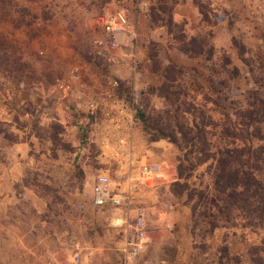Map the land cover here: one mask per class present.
I'll use <instances>...</instances> for the list:
<instances>
[{
    "label": "rangeland",
    "instance_id": "1",
    "mask_svg": "<svg viewBox=\"0 0 264 264\" xmlns=\"http://www.w3.org/2000/svg\"><path fill=\"white\" fill-rule=\"evenodd\" d=\"M120 12L130 26L106 53L101 17ZM110 78L146 116L134 152L163 168L140 188L162 227L140 255L264 264V197L226 207L214 183L236 150L264 186V0H0V239L10 228L30 255H126L92 195L119 168L86 108Z\"/></svg>",
    "mask_w": 264,
    "mask_h": 264
},
{
    "label": "built area",
    "instance_id": "2",
    "mask_svg": "<svg viewBox=\"0 0 264 264\" xmlns=\"http://www.w3.org/2000/svg\"><path fill=\"white\" fill-rule=\"evenodd\" d=\"M104 36L100 41L106 53L120 48V38L130 23L124 13L101 17ZM110 56L109 60H116ZM137 67V63H135ZM63 88V85H62ZM135 95L123 94L120 82L110 78L107 85L90 96L86 105L89 121L95 130L103 133V146L112 148V157L119 164L113 174L100 173L92 188L93 205L104 211L115 212L112 223L125 235L123 252L138 255L155 231L148 222L147 210L140 205L139 191L148 179L160 171L159 164L140 162L134 152V137L138 125ZM141 164V165H140ZM73 262L81 264L80 245H76Z\"/></svg>",
    "mask_w": 264,
    "mask_h": 264
},
{
    "label": "crops",
    "instance_id": "3",
    "mask_svg": "<svg viewBox=\"0 0 264 264\" xmlns=\"http://www.w3.org/2000/svg\"><path fill=\"white\" fill-rule=\"evenodd\" d=\"M162 172L163 168L160 166V171L156 174H153L152 177L148 179V181L154 176H161ZM107 213H111L113 215L111 217V223L109 226L117 228L115 224L112 223L115 212L113 213V211H109ZM155 224L156 225L153 226H155L157 229L162 228L161 223ZM2 230L4 231V227L0 224V238ZM10 233V228H8V232L5 235L6 239L5 237L3 241L0 239V257L4 256L6 258L3 261L0 258V264H75L73 262L74 255H57L56 257V255H44L43 253L30 255L27 252H21L19 250L21 245L18 240L22 241V238L16 239ZM155 234H157V230ZM80 256L82 260L81 264H197V259L201 260L203 258L202 255H174L173 257H165L164 255H140V253L138 255Z\"/></svg>",
    "mask_w": 264,
    "mask_h": 264
},
{
    "label": "trees",
    "instance_id": "4",
    "mask_svg": "<svg viewBox=\"0 0 264 264\" xmlns=\"http://www.w3.org/2000/svg\"><path fill=\"white\" fill-rule=\"evenodd\" d=\"M138 117L142 122H146V116L142 109L137 106ZM160 138H167L169 135L165 133L158 134ZM235 151L227 152L225 157L216 160L215 171V185L218 192L221 194H227L229 201L226 202V207L235 205L237 206L238 197L240 198H255V196L261 195L264 191V186L258 179L255 170L253 169L248 157L247 161L242 163L237 162L234 157ZM250 154V152H249ZM250 156V155H248ZM232 200V202H231Z\"/></svg>",
    "mask_w": 264,
    "mask_h": 264
}]
</instances>
